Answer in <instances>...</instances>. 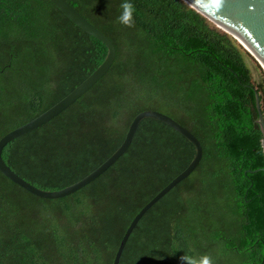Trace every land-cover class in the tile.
Masks as SVG:
<instances>
[{
    "label": "trees",
    "instance_id": "obj_1",
    "mask_svg": "<svg viewBox=\"0 0 264 264\" xmlns=\"http://www.w3.org/2000/svg\"><path fill=\"white\" fill-rule=\"evenodd\" d=\"M115 44L111 70L3 158L20 177L59 191L123 144L134 118L162 112L201 142L198 169L140 221L120 264H264V73L246 51L183 0H66ZM107 47L49 0H0V140L66 98L105 61ZM166 124L145 119L125 155L81 191L36 197L0 172V264H113L139 212L195 157Z\"/></svg>",
    "mask_w": 264,
    "mask_h": 264
},
{
    "label": "water",
    "instance_id": "obj_2",
    "mask_svg": "<svg viewBox=\"0 0 264 264\" xmlns=\"http://www.w3.org/2000/svg\"><path fill=\"white\" fill-rule=\"evenodd\" d=\"M49 1L74 25H76L88 35L102 42L107 47L108 54L103 64L66 98H64L38 118L13 130L0 140V172L17 186L41 199L59 200L69 197L81 191L104 175L125 155L133 143L138 128L145 119H153L171 127L184 136L191 144H193L196 150L195 157L189 167L177 178H175L168 186H166L157 196H155L134 218L120 243L113 262V264H120L127 243L143 217L161 199L169 194L180 183L188 179L198 169L204 156L203 146L199 139L190 130L182 126L172 117L159 111L148 110L140 113L134 118L129 127L125 141L104 164H102L98 169L85 177L83 180L67 188L59 191L42 190L14 172L7 165L3 158V152L6 146L12 141L49 123L73 104H75L111 70L117 57V50L114 42L106 34L89 22L84 16H82L70 3H68L66 0ZM183 1L206 19H208L217 28L236 39L249 53L257 58V61H260V65L262 64L261 66L264 69V0ZM257 108L259 112V120L257 123L260 125L264 137V115L259 96L257 97Z\"/></svg>",
    "mask_w": 264,
    "mask_h": 264
},
{
    "label": "clouds",
    "instance_id": "obj_3",
    "mask_svg": "<svg viewBox=\"0 0 264 264\" xmlns=\"http://www.w3.org/2000/svg\"><path fill=\"white\" fill-rule=\"evenodd\" d=\"M121 14L118 17L119 23L124 26H131L133 23V4L131 0H124L121 4ZM183 264H212L209 256H202L199 258L183 255L181 258Z\"/></svg>",
    "mask_w": 264,
    "mask_h": 264
},
{
    "label": "rangeland",
    "instance_id": "obj_4",
    "mask_svg": "<svg viewBox=\"0 0 264 264\" xmlns=\"http://www.w3.org/2000/svg\"><path fill=\"white\" fill-rule=\"evenodd\" d=\"M224 32V31H223ZM231 36V35H230ZM232 37V36H231ZM233 38V37H232ZM234 39V38H233ZM243 49L246 51V60L248 63L249 68L252 71V75L254 78V82L256 84L260 83L263 77L264 69L260 65V63L256 60V58L249 53L236 39H234Z\"/></svg>",
    "mask_w": 264,
    "mask_h": 264
},
{
    "label": "bare ground",
    "instance_id": "obj_5",
    "mask_svg": "<svg viewBox=\"0 0 264 264\" xmlns=\"http://www.w3.org/2000/svg\"><path fill=\"white\" fill-rule=\"evenodd\" d=\"M257 59V58H256ZM260 63V61H258ZM262 65V64H261Z\"/></svg>",
    "mask_w": 264,
    "mask_h": 264
}]
</instances>
